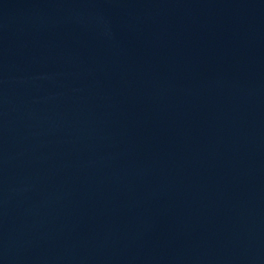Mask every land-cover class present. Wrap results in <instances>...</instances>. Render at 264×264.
I'll list each match as a JSON object with an SVG mask.
<instances>
[{"label": "water", "instance_id": "water-1", "mask_svg": "<svg viewBox=\"0 0 264 264\" xmlns=\"http://www.w3.org/2000/svg\"><path fill=\"white\" fill-rule=\"evenodd\" d=\"M0 264H264V0H0Z\"/></svg>", "mask_w": 264, "mask_h": 264}]
</instances>
